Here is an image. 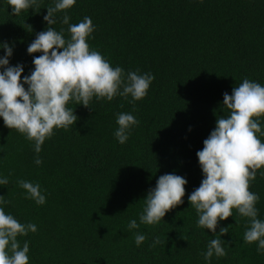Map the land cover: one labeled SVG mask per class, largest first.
Segmentation results:
<instances>
[{"label": "trees", "instance_id": "16d2710c", "mask_svg": "<svg viewBox=\"0 0 264 264\" xmlns=\"http://www.w3.org/2000/svg\"><path fill=\"white\" fill-rule=\"evenodd\" d=\"M49 6L53 0H42L35 10L12 15L0 0V43L14 45L10 65L22 64L24 75L34 69L33 55H40H29L27 47L47 29ZM67 14L72 24L91 17L90 49L111 66L155 79L140 101L116 96L111 102L94 98L91 108L70 104L78 120L46 139L40 166L34 143L0 118V175L9 178L0 186L7 201L0 207L37 226L18 237L21 247L29 244V264H205L202 253L216 237L197 226L188 201L203 179L196 153L217 118L229 114L223 94L231 95L245 78L264 85V0H76ZM63 15L57 13L52 27L63 28L67 38ZM121 112L139 121L125 144L114 136ZM260 171L249 190L259 194L256 207L264 219ZM173 172L187 179L184 202L160 223L129 231L131 219L139 223L149 190ZM19 180L39 183L46 203L26 199ZM247 227L248 219L235 210L219 222L217 234L228 228L221 237L227 254L214 255L211 264H264L257 243L244 241ZM137 231L146 235L140 246ZM156 238L160 243L153 246Z\"/></svg>", "mask_w": 264, "mask_h": 264}, {"label": "clouds", "instance_id": "9594fccd", "mask_svg": "<svg viewBox=\"0 0 264 264\" xmlns=\"http://www.w3.org/2000/svg\"><path fill=\"white\" fill-rule=\"evenodd\" d=\"M6 3L12 15H19L35 10L42 0H6ZM75 4L76 0H53V6L46 7L44 21L48 27L36 34L27 47L29 55L40 53L33 55L34 69L29 75H24L22 64L10 65L14 45L0 43V50L4 52L0 56V118L7 128L24 134L34 143L37 166L43 163L39 154L46 139L56 130H68L76 124L78 117L70 104L91 108L94 98L111 102L116 96L125 99L130 96V102L140 101L148 95L155 79L150 72L125 73L122 67L111 66L100 52L90 49L88 41L93 38L95 26L87 16L79 23H70L67 13ZM61 12L64 15L60 22L68 26L67 38L63 28L57 31L52 27L57 23V13ZM223 106L229 114L217 118L214 130L203 141L202 150L197 151L203 179L188 196L198 215L197 226L216 237L202 253L205 264H211L214 255L227 254L221 237L228 233V228H220L218 234L216 230L219 222L233 217V210L248 219L244 241L257 243L258 254H264V219L259 218L256 207L260 196L249 190L257 171L264 169V142L257 136L264 135L260 119L264 117V85L245 78L233 88L231 95L223 94ZM116 123L114 136L120 144H125L139 121L133 114L121 112L117 114ZM260 175L264 176V171H260ZM8 183L9 178L0 175V186ZM18 184L26 191V199L38 206L46 203L39 183L19 180ZM186 184L187 179L175 172L161 175L143 200L139 223L131 219L128 230L163 221L170 210L184 202ZM5 203L7 201L0 196V205ZM36 231L34 223H21L0 207V264H29V244L25 242L21 247L18 237ZM145 240V234L135 233L137 246ZM159 243L156 238L153 246Z\"/></svg>", "mask_w": 264, "mask_h": 264}]
</instances>
